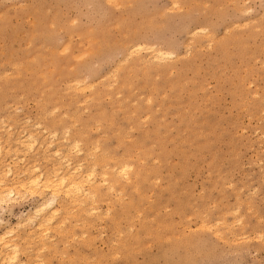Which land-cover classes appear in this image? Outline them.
<instances>
[{
    "label": "rangeland",
    "instance_id": "374dc122",
    "mask_svg": "<svg viewBox=\"0 0 264 264\" xmlns=\"http://www.w3.org/2000/svg\"><path fill=\"white\" fill-rule=\"evenodd\" d=\"M0 143L1 173H96L42 228L7 173L0 264H264V0H0Z\"/></svg>",
    "mask_w": 264,
    "mask_h": 264
},
{
    "label": "bare ground",
    "instance_id": "6f19581e",
    "mask_svg": "<svg viewBox=\"0 0 264 264\" xmlns=\"http://www.w3.org/2000/svg\"><path fill=\"white\" fill-rule=\"evenodd\" d=\"M118 3H119V1H117ZM178 9V8H177ZM202 29H204V28H202ZM206 29V28H205ZM194 33V32H193ZM196 33V32H195ZM194 33V34H195ZM95 41V40H94ZM211 46V45H210ZM149 47V46H148ZM147 47V45H144V44H142V43H137V44H135V45H133L132 46V49H129V52H130V50H131V53L130 54H132L133 52H137L138 50H143V49H146V48H148ZM151 47H153V46H151ZM149 49V48H148ZM152 52H153V58L154 57H157V58H163V57H169V58H172L173 56H175L174 55V53L173 52H170V51H164L163 49H159V48H153V50H152ZM128 56V55H127ZM130 56V55H129ZM132 56V55H131ZM130 56V57H131ZM129 57V58H130ZM127 58V57H126ZM125 58V59H126ZM153 58H152V60H153ZM157 58H155L154 60H156ZM166 59V58H165ZM148 60V59H147ZM159 60H161V59H159ZM162 60H164V59H162ZM128 61V60H127ZM151 61V60H150ZM158 61V60H157ZM118 63V62H117ZM146 63V62H145ZM72 66V65H71ZM119 68V67H118ZM163 68V67H162ZM83 79H85V78H83ZM78 80V79H77ZM78 81H80V80H78ZM78 81H77V83H78ZM84 81V80H83ZM86 81V80H85ZM89 83V82H88ZM96 83V82H95ZM79 84H81V82L79 83ZM92 84V83H91ZM75 86H77L76 84H74ZM85 85V87H87V85L86 84H84ZM83 85V86H84ZM92 86V85H91ZM78 87V86H77ZM85 87H83V88H85ZM90 87V86H89ZM88 87V88H89ZM76 88V87H75ZM79 88L81 89L82 87H80L79 86ZM77 90V89H76ZM80 91V90H79ZM88 98V97H87ZM86 98V99H87ZM85 99V100H86ZM11 105V104H10ZM57 111V110H56ZM38 124V123H37ZM12 126V125H11ZM8 127H10V126H8ZM9 129V128H8ZM66 129V128H65ZM67 130V129H66ZM68 131V130H67ZM24 132V131H23ZM69 132V131H68ZM68 132H67V135H68ZM36 133V132H35ZM34 132H32V131H28V132H24L23 133V135L21 134V136H18L17 137V140H18V144H19V146H21V147H23V148H25V149H34L35 148V146H36V144H37V142L39 141V138L37 137V135L35 134ZM56 133V132H55ZM54 133V134H55ZM9 134V133H8ZM10 135V134H9ZM71 135V134H70ZM69 135V136H70ZM51 136V135H50ZM55 136V135H54ZM68 136V137H69ZM45 137V136H44ZM68 139V138H67ZM17 140H15V141H17ZM43 141H45V140H43ZM50 142H51V139L49 140ZM68 141V140H67ZM76 141V140H75ZM77 142V141H76ZM76 142L74 143H72L73 145H75L76 144ZM6 143V142H5ZM78 143H79V141H78ZM77 143V144H78ZM42 144H43V142H42ZM69 144V143H68ZM71 144V145H72ZM77 144L75 145L76 146V148H79L78 146H77ZM11 145V144H10ZM9 145V146H10ZM73 145H72V148H73ZM46 145L44 144V148L46 149V148H49L50 147V145H48L47 144V146L45 147ZM74 146V147H75ZM39 147V146H38ZM16 148V147H15ZM43 148V149H44ZM70 148H71V146H70ZM96 148H98V146H96ZM100 148V147H99ZM98 148V149H99ZM7 149H9V148H6L5 150H7ZM13 149V148H12ZM61 149V148H60ZM58 147L56 148V150H55V156H57V157H59V163H56V164H54L55 166H53V167H55L54 169H53V171H51V173H45V172H43L42 170H40L39 168V166L37 165V164H34L33 166H30L29 167V165H28V167H25V169L23 168V171H21V172H19L18 171V169H17V163L16 162H14V161H12L11 163L9 162V163H7L6 164V166H7V172L4 174V173H1L0 172V201H4L7 197H13V196H15V194H16V188L15 187H12V185L11 186H9L8 185V182H7V180L5 179V175L7 174V173H12V175L14 176H12L13 178H15L16 180H17V176H19L21 173H23L22 175L23 176H25V179L24 180H22V181H16V180H13V183L12 184H17V183H21V185H23V187H25V186H27L28 187V189H30V191H31V189L33 190V189H41V190H44V189H49L50 190V193H51V197L49 198V199H47V201H42V203L40 204V205H38L37 207H36V209H35V211L34 212H37V213H40V212H42V211H44L45 209H48V208H50V210H49V215H45L44 217H43V220L42 221H37V225H38V227L39 228H42L43 227V225L44 226H46L45 224L46 223H48L50 220H51V217H52V215H54V214H57V213H55L57 210H60V209H58L57 207H55L54 206V204H55V202H57V199H58V197H59V193L61 192V191H63L64 192V195H65V193L67 194V195H69V196H72L71 198L73 199V195L74 196H76L77 194H81V195H84V196H93V190H92V188H91V186H89V187H87L86 186V181H88L89 179H91V177L93 176V175H95L96 173H94L93 174V171H92V175L90 174V173H86V174H84V171L81 169V166H83V165H81V164H78V165H73V162L71 161V159L70 158H68L66 155H62V152H61V150H60ZM0 150H1V143H0ZM15 149H13V151H14ZM16 150H17V148H16ZM48 150V149H47ZM78 150H80V148L78 149ZM91 150H92V147H91ZM94 150V149H93ZM92 150V151H93ZM8 151V150H7ZM6 151V152H7ZM19 151V150H18ZM27 151V150H26ZM70 151V150H69ZM96 151V150H95ZM1 152V151H0ZM9 152V151H8ZM7 152V153H8ZM28 152V151H27ZM101 152V151H100ZM66 154V153H65ZM89 154V153H88ZM93 154V153H92ZM95 155V154H94ZM103 156H105L104 155V153H103ZM14 157V156H13ZM47 157V156H46ZM51 157V156H50ZM89 157V156H88ZM121 157V156H120ZM1 158V157H0ZM22 158V157H21ZM48 158V157H47ZM52 158V157H51ZM102 158V157H101ZM52 159H54V158H52ZM91 159H92V157H91ZM94 159V158H93ZM24 159H22V161H23ZM0 161H2V160H0ZM21 161V160H20ZM21 161V162H22ZM8 162V161H7ZM93 162V161H92ZM33 163V162H32ZM59 164V165H58ZM65 165V167H63L62 165ZM24 165V164H23ZM53 165V164H52ZM57 165V166H56ZM94 165V164H93ZM96 166V165H95ZM95 166H93V167H95ZM123 166V165H122ZM126 166V165H125ZM133 166V165H132ZM132 166H130V168H132ZM108 167V166H107ZM129 167V166H128ZM106 168V167H105ZM109 168V167H108ZM113 168V167H112ZM4 169V168H3ZM52 169V168H51ZM95 169V168H94ZM121 169H124L123 167L121 168ZM129 169V168H128ZM127 169V170H128ZM130 170V169H129ZM40 171V172H39ZM97 170H94V172H96ZM116 171H117V169H116ZM119 171H124V170H119ZM118 171V172H119ZM49 172V171H48ZM81 172V173H80ZM125 172H126V170H125ZM77 174V173H79V174H77V175H74V174ZM73 174V175H72ZM91 175V177H90V175ZM103 174V173H102ZM118 174V173H117ZM120 174V173H119ZM123 174V173H122ZM127 174V173H126ZM7 175H9V174H7ZM103 175H106L105 173L103 174ZM123 176V175H122ZM124 176H126V175H124ZM128 176V175H127ZM96 177V176H95ZM95 177H92V178H95ZM102 177H104V176H102ZM108 177V176H107ZM126 178V177H125ZM128 179V178H127ZM94 181V180H93ZM92 181V182H93ZM89 182H91V181H89ZM105 182V181H104ZM118 183V182H117ZM113 184V183H112ZM95 185V184H94ZM111 187V186H110ZM26 188V187H25ZM112 189H113V186H112ZM41 190H39V191H41ZM110 190V189H109ZM112 191V190H111ZM120 192V191H119ZM62 193V192H61ZM17 195V194H16ZM66 195V196H67ZM82 197V198H86V197ZM95 196V195H94ZM120 196V195H119ZM49 197V196H48ZM96 197V196H95ZM89 198V197H88ZM91 199H93L92 197H91ZM45 200V199H44ZM70 200V199H69ZM74 200V199H73ZM86 200V199H85ZM93 200H95V199H93ZM74 202V201H73ZM72 202V203H73ZM94 202V201H93ZM3 203V202H2ZM76 203H77V200H76ZM78 203H81V201L80 202H78ZM83 203V202H82ZM59 204V203H58ZM80 205H82V204H80ZM92 207V206H91ZM79 208V207H78ZM67 209V208H66ZM74 209V208H73ZM239 210V209H238ZM61 211V210H60ZM71 214V213H70ZM35 215H33V214H31V213H28V214H26V216H25V218L24 219H22V221H20V222H23V221H31V222H34L35 221V217H34ZM207 217V216H206ZM240 218V217H239ZM242 220V219H241ZM64 221V220H63ZM67 221V220H66ZM223 221V220H222ZM225 221V220H224ZM238 221H239V219H238ZM218 222V221H217ZM24 223H26V222H24ZM227 223V222H226ZM242 223H243V221H242ZM22 224V223H21ZM63 224V223H62ZM216 224V223H215ZM22 225H24V224H22ZM217 225V224H216ZM241 226V225H240ZM37 227V228H38ZM230 227V226H229ZM242 227V226H241ZM11 229V228H10ZM228 229H230V228H228ZM12 230H13V228H12ZM226 230H227V228H226ZM46 231V232H45ZM218 231V230H217ZM7 232V231H6ZM38 232V231H37ZM43 232H45V234L46 233H48L49 231H47V229H45V230H43ZM220 232V231H219ZM219 232H217V233H219ZM10 233H12V231L10 232ZM39 233H41V231L39 232ZM216 233V232H215ZM262 233V232H261ZM8 233H2V234H0V244H3V246L6 248V250H10V251H12L10 254H8L7 252H6V254H8L7 256H8V258L11 260V261H16V258H17V255H18V253H17V247L19 246H17L16 247V245L15 244H10L9 242H10V240H9V236L7 235ZM233 234V233H232ZM259 234V233H258ZM40 235V234H39ZM219 235V234H218ZM41 236V235H40ZM223 236V235H222ZM261 236V235H260ZM14 238L16 237V236H13ZM48 237V236H47ZM221 237V236H220ZM54 242V241H53ZM2 247V246H1ZM0 250H1V248H0ZM6 256V255H5ZM6 256V257H7ZM4 258V257H3ZM7 258V259H8ZM5 260V259H4Z\"/></svg>",
    "mask_w": 264,
    "mask_h": 264
}]
</instances>
